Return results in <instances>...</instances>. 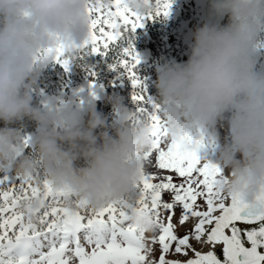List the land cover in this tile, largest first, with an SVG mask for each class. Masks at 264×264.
Here are the masks:
<instances>
[{
  "label": "clouds",
  "instance_id": "clouds-1",
  "mask_svg": "<svg viewBox=\"0 0 264 264\" xmlns=\"http://www.w3.org/2000/svg\"><path fill=\"white\" fill-rule=\"evenodd\" d=\"M94 2L0 0V165L21 178L39 168L53 187L69 189L95 207L119 199L138 178L137 154L150 148L147 124L128 123L131 110L116 95L108 97L115 112L109 122L93 104L85 116L71 104L41 107L33 94L51 63L38 54L57 44L69 51L82 44L88 36L85 9ZM127 4L140 15L152 10V0ZM208 17L192 31L186 60L155 67L154 94L169 136L216 125L225 129L222 142L213 139L224 173L221 189L252 204L264 194V72L257 71L256 57L264 0H208ZM28 124L34 127L35 157L20 148Z\"/></svg>",
  "mask_w": 264,
  "mask_h": 264
},
{
  "label": "snow or ice",
  "instance_id": "snow-or-ice-1",
  "mask_svg": "<svg viewBox=\"0 0 264 264\" xmlns=\"http://www.w3.org/2000/svg\"><path fill=\"white\" fill-rule=\"evenodd\" d=\"M172 2L155 0L152 10L140 15L127 0H95L85 9L88 36L82 44L71 51L57 44L38 54L37 59L50 57L65 72L71 65L81 67L91 78L93 97L97 71L90 58L99 57L115 80L126 79L131 87L128 123L147 124L150 148L137 154L141 169L128 192L95 207L69 189L53 187L39 168L21 178L0 165V264H264V194L252 204L226 196L224 173L202 155L214 147L213 138L204 128L169 136L160 105L139 75L134 33L145 20L166 18ZM261 49L264 32L256 51ZM83 104L78 99L77 106ZM20 148L35 157L30 134H22ZM164 170L179 183L162 175ZM165 193L170 200L163 199ZM34 200L39 207L31 206ZM154 244L158 261L149 259ZM173 249L184 259H167Z\"/></svg>",
  "mask_w": 264,
  "mask_h": 264
},
{
  "label": "rangeland",
  "instance_id": "rangeland-1",
  "mask_svg": "<svg viewBox=\"0 0 264 264\" xmlns=\"http://www.w3.org/2000/svg\"><path fill=\"white\" fill-rule=\"evenodd\" d=\"M205 0H173L169 14L166 18L158 17L154 18L151 21L145 20L143 27L136 29L134 33V47L135 50H146L147 58L138 64V72L140 76H144L146 82L152 84V87H148L149 94L155 96V91L153 92V81L155 79V67L165 61V60H175L177 62L187 59V50L188 45L191 40V33L194 28L203 24V4ZM154 3L155 0H152ZM226 19V18H225ZM150 21L148 27H145V24ZM225 20L223 21V23ZM147 28V29H146ZM257 57V71L264 72V49L256 51ZM148 74V75H146ZM115 74L111 78V84L117 82L114 79ZM88 80L87 78H81L70 84H65V87H60L58 89L49 90L48 92H40V103L41 107L43 106L42 102L52 101V107H61L65 104H71L74 107L77 106L78 99H83L84 104L79 107L87 105L88 103H93L96 105L97 101H101L104 97L102 95V89L104 88L101 84L96 83V86L93 88L95 96L89 95L88 90ZM120 81L126 82V79H121ZM82 90V91H78ZM131 90V88H130ZM125 88H121L118 91L117 95L122 99V103L130 108L131 104L129 97L125 92ZM116 95V94H115ZM114 112V111H113ZM115 115V112H114ZM206 134L213 139H217L219 142H222L225 137V129L221 128L219 125H216L214 128H205ZM32 133V132H31ZM30 133V134H31ZM219 144H214V147L206 148L202 152V155L209 161L217 164V150ZM154 163V159H153ZM147 171H152L151 167L146 169ZM162 175H172L174 182L179 183V179L175 177L174 173H169L166 170L162 172ZM158 182V181H154ZM163 199L165 201L170 200V194H163ZM166 215V213H163ZM173 223H176L174 218ZM244 227L243 225H239ZM178 235H182L183 231L179 230ZM148 236L158 235L156 233H148ZM154 252L150 254L149 259L157 260L159 256V246L158 244L152 245ZM202 251H207V248L198 249ZM220 258L221 248L216 247L214 249ZM158 255V256H157ZM192 254L189 253V256ZM167 259H184L183 256L175 254L174 249L170 254L166 255Z\"/></svg>",
  "mask_w": 264,
  "mask_h": 264
},
{
  "label": "trees",
  "instance_id": "trees-1",
  "mask_svg": "<svg viewBox=\"0 0 264 264\" xmlns=\"http://www.w3.org/2000/svg\"><path fill=\"white\" fill-rule=\"evenodd\" d=\"M151 21V20H150ZM150 21L145 24V27H148ZM147 29V28H146ZM94 65V70L97 71L96 83L101 84L104 88L102 89V95L104 96L101 101H97L95 108L97 111L103 113L109 122H111L115 115L112 104L108 102V97L112 95H119L118 91L123 87L126 89L123 94L130 97V84L128 81H117L111 84V78L114 73L109 72L107 70L106 64L100 60L99 57H92L89 61ZM138 67V66H137ZM139 68V67H138ZM148 75V74H146ZM144 78V76H141ZM81 78L91 79L90 77H86L85 71L77 66L71 65L67 72L64 71L59 65H55L50 63L47 67H45L38 76L37 86L34 89V98L36 103L41 106L40 103V92H48L49 90L58 89L60 87H65V84H70L76 80ZM145 81V79H144ZM147 87H152L151 83L146 82ZM154 91V90H153ZM125 104V103H124ZM34 129L33 125L28 124L25 133H29Z\"/></svg>",
  "mask_w": 264,
  "mask_h": 264
},
{
  "label": "water",
  "instance_id": "water-1",
  "mask_svg": "<svg viewBox=\"0 0 264 264\" xmlns=\"http://www.w3.org/2000/svg\"><path fill=\"white\" fill-rule=\"evenodd\" d=\"M203 14H204V23L205 22H208L209 21V17H208V0H206L204 2V5H203ZM222 20L219 21V23H221ZM139 58H140V61L144 60L146 58V52L144 50H139V51H136ZM51 107H52V102L49 101L47 102ZM89 104H92V103H89ZM86 109H87V105L86 106H83L80 110L82 112V114H85L86 113Z\"/></svg>",
  "mask_w": 264,
  "mask_h": 264
},
{
  "label": "bare ground",
  "instance_id": "bare-ground-1",
  "mask_svg": "<svg viewBox=\"0 0 264 264\" xmlns=\"http://www.w3.org/2000/svg\"><path fill=\"white\" fill-rule=\"evenodd\" d=\"M217 247H220L221 248V246H217ZM158 256V255H157ZM159 257V256H158ZM156 259L158 260V258L156 257Z\"/></svg>",
  "mask_w": 264,
  "mask_h": 264
}]
</instances>
